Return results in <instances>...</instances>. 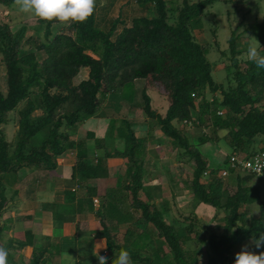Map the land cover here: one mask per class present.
<instances>
[{"label":"trees","instance_id":"trees-1","mask_svg":"<svg viewBox=\"0 0 264 264\" xmlns=\"http://www.w3.org/2000/svg\"><path fill=\"white\" fill-rule=\"evenodd\" d=\"M115 1L100 6L96 0L94 14L82 24L53 25L36 19L31 30L14 11L6 22L0 21V72L6 87L4 91L0 85V221L20 206L13 184L55 170L58 158L78 152L71 178L85 195L65 191L64 203L49 204L48 210L52 220L62 223L97 217L94 234L104 242L107 264L121 249L130 252L133 264H232V256L243 245L253 249L251 237L264 231V180L230 165L232 156L248 161L264 153V68L258 69L246 55L256 43L251 38L264 48V15L252 24L241 17L221 48L217 28L213 43L201 44L195 37L204 27L207 10L224 3L233 4L238 13L236 5L252 6L250 1L183 0L172 6L174 2L166 0H131L154 16L133 17L129 25L121 16L107 17ZM13 5L14 0H0L4 8ZM15 24L20 28L13 30ZM28 29L32 35H27ZM219 65L224 75L217 81L213 72ZM137 83L144 85L136 89ZM155 89L166 100L163 114L153 106ZM104 105L120 109L121 118L108 115L103 138L80 137V126L105 114ZM140 117L145 119L144 137L137 136L131 123ZM150 122L168 143L169 159L180 164L177 174L171 160L144 174ZM9 124L16 126L12 142L4 131ZM211 148L218 154L230 152L218 166L211 165L203 155ZM112 160L124 161L123 170L115 187L99 196L95 182L108 177ZM223 171L227 174L221 177ZM161 172L170 197L162 185L152 184ZM184 172L186 178L181 179ZM226 178L234 183L233 193L226 189ZM179 183L181 189L174 191ZM184 193L191 197L190 209L180 219L172 207L175 197ZM59 204L61 211L55 214ZM255 204L257 216L251 213ZM203 211L210 215L207 221L197 217ZM31 219L26 215L17 220ZM211 220L213 227L208 225ZM11 221L4 219L0 225V246L19 253L29 247L31 256L23 261L8 251V264H57L62 242L51 236L42 237L40 247H34L32 230L24 232V245L4 242ZM92 244L84 240L82 246L91 259Z\"/></svg>","mask_w":264,"mask_h":264},{"label":"rangeland","instance_id":"rangeland-1","mask_svg":"<svg viewBox=\"0 0 264 264\" xmlns=\"http://www.w3.org/2000/svg\"><path fill=\"white\" fill-rule=\"evenodd\" d=\"M166 1H172L174 4L172 6H175L177 4H181L183 0H166ZM190 2H197L199 0H189ZM239 0H232L233 3H238ZM246 1V0H244ZM251 3H253L252 6H241V5H236V8L238 9V13L234 12V5L233 4H224V3H218L215 4L212 8L208 9L207 11V18H205L206 22L204 24V27L202 30H197L195 31V37L197 41L201 44H210L213 43V37H212V32L217 28L216 36H217V42L219 43L221 48L225 47V43L227 39L229 38L230 31L233 30L240 22L241 17L245 16V23L246 24H252L254 22H259L261 21L263 15H264V0H248ZM109 2V0H99V5H106ZM251 8V9H250ZM251 10L248 12V10ZM17 12L19 16L21 17L22 21L24 24H26L31 30L32 28L36 25V18L20 13L15 5L11 6L10 8H4L0 6V21L6 22L8 20V15L12 12ZM228 13H230V16H228ZM99 12L97 13V17L99 18ZM118 16H121V19H123L126 22V25H129V21L133 17H138V16H149L153 17V11H145L143 9H140L137 7L131 0H116L114 2V5L112 6L111 9L108 10L107 12V17L109 19H116ZM101 17V16H100ZM210 23H212L210 25ZM21 24V23H20ZM20 24H15L13 25V30H17L20 28ZM121 27H119V30ZM28 29L27 35H32V31ZM242 29H239L237 32H241ZM217 54L215 51L212 54V58H216ZM222 68L223 65H219L214 69L213 76L215 80L219 81L221 80V77H223L222 73ZM4 74L0 72V85L2 89L5 91V79H4ZM144 83H137L136 89H141ZM159 91L163 92V88L158 86ZM156 89L152 91V99H153V106L156 108V110L163 114L165 112V108L167 107L166 105V100L165 98L161 95L158 94ZM251 94L254 96L255 93L251 92ZM137 100H139V96L136 97ZM262 105V104H261ZM107 105L103 106V115L99 117H94L92 119H89L86 121L82 126H80L78 130V135L80 137L93 134L94 137L96 138H103L106 136V130H107V120H108V115L112 117H119L121 118V114L119 111H117L115 108L112 109H106ZM115 112V113H114ZM17 116H15L16 119ZM117 119V120H119ZM144 117H140L136 120H131L132 125L136 126V132L138 137H144L147 132L144 131V128L141 127L143 126L144 123ZM151 126L149 127V137L150 140L147 144V155L144 160V174L146 175L147 172L153 168V165L157 166L158 168L161 167L163 164H166L167 160L170 161V165L175 169L174 173L177 174L179 169V165L176 160L169 159L170 158V152L168 149H165L166 147V142H164V138H162L161 133L155 123L150 122ZM141 128V129H140ZM139 129V130H138ZM142 130V131H140ZM4 131L6 133V137L9 141H13L14 135L16 132V126L13 124H9L5 126ZM189 133L191 135L194 134L193 128L189 130ZM214 149V148H213ZM211 149H207V151H203V155L207 157L209 160V163L211 165H217L218 163L221 162V159L223 160V155L226 153L228 154L230 151L228 149H223L224 154L216 153ZM77 154L80 155L78 152H68L67 154H64L60 158H58V161H65L64 163H67L71 167L74 165L77 159ZM57 161V163H58ZM63 162H61L62 164ZM124 161L121 160H112L109 163V176L106 181L101 180L98 181L97 184V194L99 196L104 195L105 193H108L112 188H113V181L121 170H123V166L121 167V170L119 171V166L123 165ZM61 168L57 167L55 170L49 171V172H36L34 174L28 175L26 178L23 179L18 184H13L11 186L12 190L17 189L18 190V195L17 198L20 201V206L18 209L14 211H8L6 214L3 216V218L0 221V225L3 223L4 219H12V221L9 223L7 222V225H10V229L6 232L3 233V241L7 243L8 240H12L13 245H24V232L28 230L34 231L35 235V240H36V245L39 246L41 245V239L44 236H52L54 235V238L59 235L60 229L57 228L58 224H62V222H58L57 220H52V216L50 211L48 210V202H55L57 197H55V194H53L56 184H58L57 180L55 179L57 175H59V170ZM72 172V170H71ZM122 172V171H121ZM163 173L157 174L154 178L155 179L152 184H159L162 185L164 188V193L166 196L170 197V191L168 185H166V179L162 175ZM186 178V173L184 172L181 179ZM261 179L264 180V170L261 174ZM151 180V178H150ZM175 180L178 182L179 178H175ZM226 183V189L228 192L233 193L235 190L234 183H230L229 178H226L225 180ZM182 184L179 183V186L177 187L176 190L181 189ZM76 194L77 196H82L84 194V190L82 188L77 187V184L75 186ZM48 191V193H46ZM181 191V190H179ZM11 195V192H9L8 196ZM263 195H264V189H263ZM138 197L142 200L145 201V198L143 197L142 194H139ZM190 196L186 195L184 193L183 195L176 196L175 197V203L176 206L172 207L173 214L175 217L180 218L182 214L187 213V211L190 209ZM47 202V203H46ZM158 203V201H157ZM61 204V203H60ZM58 205L57 208H55V214L60 213L61 211V205ZM256 205H253L252 207V214L254 216H257V208ZM94 209L98 210L100 209V200L98 198L95 199L94 202ZM200 212V211H199ZM203 211L202 213H198L197 217L200 220H208L209 214L204 215ZM27 213V214H26ZM29 216L31 217V220H26V221H21L17 220L18 218H21L23 216ZM77 219H82L87 221V229H93L91 231H97L99 229L98 226V218L97 217H91V216H81V217H76ZM57 224V225H56ZM215 222L211 220L209 221L208 225L210 227H213ZM83 229V228H81ZM51 231V233H50ZM84 232L81 231V234ZM95 240L97 239L98 234L95 233ZM83 239H81L80 245L78 248V255H80V258L77 260L75 259L74 256H68L66 259L70 264H73L75 261H79L82 264H98L96 256H93L91 259L90 256H88L89 249L85 250L83 246ZM23 248V247H21ZM97 248H100L99 245L97 244ZM17 249V248H15ZM13 250L10 249L8 250L11 253H15V257L18 259L20 258L19 255L22 256L23 261H27L30 259V254H31V248L25 247L20 250ZM104 250V251H103ZM241 250V248H240ZM250 251H256V252H264L261 249H251L249 247ZM98 251V250H97ZM99 252L106 256L105 253V248H101ZM77 255V256H78ZM62 257V256H61ZM57 261L59 259V256L55 258ZM65 256L60 259V261H57V264H61V261H64ZM60 262V263H59ZM56 264V263H54ZM75 264V263H74ZM232 264H234V257L232 256Z\"/></svg>","mask_w":264,"mask_h":264},{"label":"clouds","instance_id":"clouds-1","mask_svg":"<svg viewBox=\"0 0 264 264\" xmlns=\"http://www.w3.org/2000/svg\"><path fill=\"white\" fill-rule=\"evenodd\" d=\"M14 4L20 13L53 25L85 23L96 9V0H14ZM251 39L256 43L249 46L246 55L258 69L264 68V55H261L264 48L255 38ZM261 169L259 175L262 174ZM256 208V213H259V206L256 205ZM251 246L255 249L264 247V231L259 232L258 236L251 237ZM94 255L98 264H107V257L99 251ZM0 264H8V250L3 246H0ZM111 264H133L130 252L121 249ZM234 264H264V252L250 251L249 245H243L234 256Z\"/></svg>","mask_w":264,"mask_h":264},{"label":"crops","instance_id":"crops-1","mask_svg":"<svg viewBox=\"0 0 264 264\" xmlns=\"http://www.w3.org/2000/svg\"><path fill=\"white\" fill-rule=\"evenodd\" d=\"M61 162H63L61 164ZM58 161V167H60L61 169L59 170V175L56 176V180L58 182V184H56V187H55V190L53 192V194H55V197H57V199L55 200V202H48V205L49 204H52V203H64V192L65 191H76L75 190V186H76V182L74 180H72L71 178V170H72V167L70 165H68L67 163H64L65 161ZM111 161H109L110 163ZM108 167H109V164H108ZM121 166H119V171L121 170ZM119 173V172H118ZM109 174V172H108ZM109 176V175H108ZM117 176L118 174L116 175L115 179H114V183H113V187H115L116 183H117ZM108 179V177L106 179H99L95 182V186H96V189L98 188L97 187V184H98V181H101V180H104L106 181ZM48 193V191L46 192ZM49 194V193H48ZM47 203V202H46ZM27 214V213H26ZM87 222L86 220H82V219H77L75 218L74 221H71V222H68V223H60L58 224V226H56L57 228L60 229V234L57 235L55 238H54V235H52L51 237H53L55 239V242L56 240L58 242H62V247H63V250L62 252L59 254V261L60 259H62L64 256H65V259L64 261H61V264H70L66 259L68 258V256H74L75 259H79L80 255H78V248H79V241H81V239L84 240H88V242L91 240L92 241V254H95L96 251L98 250H101V248H105V245H104V242L103 240H95V235H94V231H91L93 229H87L83 227V229H81L82 225ZM57 225V224H56ZM88 230V231H86ZM81 231H83L84 233L81 234ZM90 231V232H89ZM51 233V231H50ZM49 236V234H48ZM35 237V235H34ZM33 237V244H34V247H40L37 246L35 243H36V240L35 238ZM97 244L99 245L100 248H97ZM104 251V250H103ZM91 253H89L88 255H90ZM78 255V256H77ZM62 256V257H61ZM91 257V256H90ZM57 260V261H58ZM60 263V262H59ZM75 264L77 263V261L74 262ZM73 263V264H74Z\"/></svg>","mask_w":264,"mask_h":264},{"label":"built area","instance_id":"built-area-1","mask_svg":"<svg viewBox=\"0 0 264 264\" xmlns=\"http://www.w3.org/2000/svg\"><path fill=\"white\" fill-rule=\"evenodd\" d=\"M230 165L232 168H237L238 166L243 171H249L251 173L259 175L260 169L264 167V153H261L248 161L240 160L237 157L232 156L230 159ZM263 169L264 168L261 169V173L263 172ZM226 174V171H223L221 173V177L225 176Z\"/></svg>","mask_w":264,"mask_h":264}]
</instances>
